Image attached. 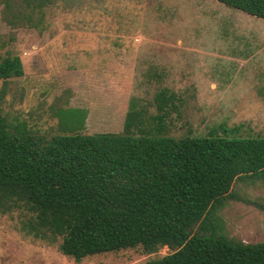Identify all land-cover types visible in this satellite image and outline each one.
<instances>
[{
	"label": "rangeland",
	"instance_id": "obj_1",
	"mask_svg": "<svg viewBox=\"0 0 264 264\" xmlns=\"http://www.w3.org/2000/svg\"><path fill=\"white\" fill-rule=\"evenodd\" d=\"M15 55L24 73L0 77L12 133H120L129 115L137 135L264 137V18L217 0H0V63ZM214 206L216 234L264 241V177L238 176ZM24 219L0 212V264H145L171 251L75 261Z\"/></svg>",
	"mask_w": 264,
	"mask_h": 264
},
{
	"label": "trees",
	"instance_id": "obj_2",
	"mask_svg": "<svg viewBox=\"0 0 264 264\" xmlns=\"http://www.w3.org/2000/svg\"><path fill=\"white\" fill-rule=\"evenodd\" d=\"M218 1L264 18V0ZM8 73H24L20 56L0 63ZM238 176L264 177V137L137 135L128 115L120 133L39 141L0 113V212L20 210L25 232L75 261L167 246L145 264H264V241L215 233V202Z\"/></svg>",
	"mask_w": 264,
	"mask_h": 264
},
{
	"label": "crops",
	"instance_id": "obj_3",
	"mask_svg": "<svg viewBox=\"0 0 264 264\" xmlns=\"http://www.w3.org/2000/svg\"><path fill=\"white\" fill-rule=\"evenodd\" d=\"M218 1V0H217ZM228 7H230V6H228ZM232 8V7H231Z\"/></svg>",
	"mask_w": 264,
	"mask_h": 264
}]
</instances>
